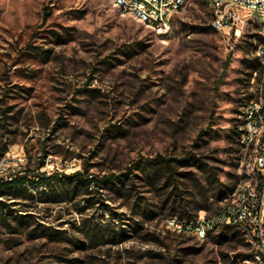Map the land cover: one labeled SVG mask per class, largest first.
I'll list each match as a JSON object with an SVG mask.
<instances>
[{
    "label": "rangeland",
    "instance_id": "rangeland-1",
    "mask_svg": "<svg viewBox=\"0 0 264 264\" xmlns=\"http://www.w3.org/2000/svg\"><path fill=\"white\" fill-rule=\"evenodd\" d=\"M211 20L189 0L158 36L108 0H0V179L17 181L0 195V264H253L237 228L167 225L216 216L241 177L255 32ZM75 173L91 182L73 191Z\"/></svg>",
    "mask_w": 264,
    "mask_h": 264
},
{
    "label": "built area",
    "instance_id": "built-area-1",
    "mask_svg": "<svg viewBox=\"0 0 264 264\" xmlns=\"http://www.w3.org/2000/svg\"><path fill=\"white\" fill-rule=\"evenodd\" d=\"M122 14L146 25L156 35L169 33L172 18L189 0H108ZM211 26L217 32L241 38L250 28L255 32L258 70L242 93L236 143L240 147V181L220 199L212 218L167 221L176 233L204 240L220 227H234L245 235L253 264H264V0H209Z\"/></svg>",
    "mask_w": 264,
    "mask_h": 264
},
{
    "label": "trees",
    "instance_id": "trees-1",
    "mask_svg": "<svg viewBox=\"0 0 264 264\" xmlns=\"http://www.w3.org/2000/svg\"><path fill=\"white\" fill-rule=\"evenodd\" d=\"M258 68H259V65L257 62V69L256 70H258ZM234 133L237 135V128H235ZM159 160H161L164 163L170 162V160H166L162 157H160ZM157 161L158 160L145 161V162H142L140 164V166L142 167V170L144 172L147 171L149 173H154L153 169L157 166ZM123 176L126 177V175H123ZM121 178H122L121 176L104 177L103 179L99 180L98 183L100 182V184H102V185H109V184L113 185L114 183H121L122 182ZM66 180H67V183H65V185H67L68 188H72L73 191H75L76 189H78L82 185H86L87 182L88 183L91 182L89 180H83L80 177V173H75L74 175L67 177ZM16 183H17V181H10L9 182V181H4L3 179H0V195L2 194V192L5 188H12ZM226 194H227L226 192L220 191V193H219V195L221 196L220 199L222 197H224ZM0 205H3L1 203V201H0ZM171 217L173 218L174 214H172ZM180 219H184L182 214H180ZM18 224H22V223L18 222ZM225 230H228V228H225L224 231ZM34 231H35V229H34ZM42 234H44V233L42 232ZM246 259L251 260V255L246 256Z\"/></svg>",
    "mask_w": 264,
    "mask_h": 264
}]
</instances>
